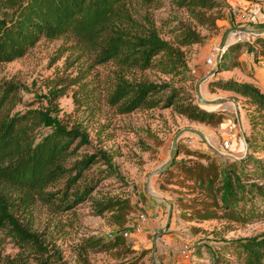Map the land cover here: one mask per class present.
<instances>
[{"label":"trees","instance_id":"1","mask_svg":"<svg viewBox=\"0 0 264 264\" xmlns=\"http://www.w3.org/2000/svg\"><path fill=\"white\" fill-rule=\"evenodd\" d=\"M131 1L0 0V63L23 56L43 37H74L94 48L95 62L115 64L107 100L118 112L172 106L191 120L219 125L224 112L204 107L184 89L129 76L131 69L159 67L174 71L185 66L182 46L202 43L206 36L181 23L174 43L164 38L152 21L134 19ZM175 1L178 6L191 8L197 23L211 30L217 28L216 20L224 14L220 9L222 0ZM254 40L264 54V34L255 35ZM241 45L239 41L229 43L222 57L237 55ZM229 60L237 63V57ZM223 61L219 60V68H223ZM210 83L241 94L254 106L248 113L249 150L241 160L222 164L208 151L179 144L178 153L184 156L176 155L159 174V187L178 193L173 203L177 217L186 222L225 220L249 224L264 220V92L251 83L233 79H214ZM19 88L16 80H0V233L20 249L33 253L34 260L4 257L0 236V264H61L59 248L52 246L49 250L41 235L20 219L29 206L28 198L62 212L90 200L94 213H109L110 221L119 229L126 225L133 206L127 197H92L100 179L115 173L112 155L103 147L91 146L86 127L58 120L51 106L11 112L20 101ZM42 127L49 129L44 131ZM96 165L103 167L92 171ZM16 199L21 200L23 208ZM89 250L111 253L117 259L113 264H147L145 256L150 252V248L139 250L127 244L120 232L108 239L95 235L82 238L76 252L79 264H96L91 262ZM205 250L209 263L193 264H264V235L233 239L214 251ZM193 253L201 258L202 248H195Z\"/></svg>","mask_w":264,"mask_h":264},{"label":"rangeland","instance_id":"2","mask_svg":"<svg viewBox=\"0 0 264 264\" xmlns=\"http://www.w3.org/2000/svg\"><path fill=\"white\" fill-rule=\"evenodd\" d=\"M222 1L220 9L224 13L223 17L216 20L217 28L211 30L197 23L191 8L178 6L175 0H154L151 3L132 0L129 3L132 17L143 23L152 21L159 33L174 43L181 23L192 26L206 36L202 43L182 46L185 66L174 71H164L159 67L131 69L128 74L130 77L168 82L194 95L197 102L196 84L203 76L210 74L199 84L201 92L208 98L235 95L247 139L248 113L254 106L241 94L213 86L210 81L233 79L248 82L264 92V54L259 52L255 35L230 33L225 46L231 42H241L237 55L224 59L218 54L220 38L228 28L238 25L261 27L264 24V0ZM243 14L246 16L242 17ZM94 54L92 46H86L77 38L43 37L23 56L0 63V80L13 79L20 83V101L11 112L29 107L51 106L55 108L53 115L61 122L86 127L91 146L107 149L112 155L115 168L114 175L103 177L95 185L92 197L95 200L127 197L132 202L133 211L129 214L126 225L119 229L110 221L109 213L96 215L90 200L62 212L55 211L52 206L37 199L28 198L29 206L26 212L21 213L20 219L32 231L41 235L49 250L52 246L59 248L62 254L61 264H79L77 248L82 238L91 235L108 239L117 232L124 234L127 244L139 250L143 247L150 248L145 256L147 264L209 263V254L205 248L214 251L218 245L233 239L258 238L264 235V220L249 224L225 220H182L177 217V207L173 203L178 193L160 189L159 175L151 177L148 190L164 197L170 204L153 198L146 190L149 174L167 162L174 135L182 127L192 126L203 130L212 146L190 131L179 135L178 145L199 147L216 155L222 164L227 160L233 161L232 156H241L246 144L233 103L199 102L206 108L224 112V119L217 126L191 120L172 106L140 107L120 113L107 100L116 66L112 61L95 62ZM230 57H237V63L229 60ZM219 60H224L223 68L218 67ZM214 68L216 72L213 73ZM47 129L49 128H41L44 131ZM225 140L229 141L228 145L224 144ZM145 146H150L151 149ZM214 148L221 153H217ZM183 156V153H177V157ZM102 167L96 165L92 171H98ZM59 186L60 183L56 187ZM16 204H21L19 207H22L21 200L16 199ZM140 213L146 215V221L137 228ZM0 236L4 257L33 262V253L20 249L4 233H0ZM179 243L185 246L184 250L179 248ZM197 247L202 248L201 258L193 253ZM89 257L96 264L117 262L109 252L94 253L89 250Z\"/></svg>","mask_w":264,"mask_h":264},{"label":"water","instance_id":"3","mask_svg":"<svg viewBox=\"0 0 264 264\" xmlns=\"http://www.w3.org/2000/svg\"><path fill=\"white\" fill-rule=\"evenodd\" d=\"M230 31H236L238 34L261 35V34H264V24L261 27H251V26H247V25H238V26L230 27L227 30H225L224 33L222 34V36L220 38V41H219V44H218V54H219V57H222V53H223L224 49L229 44L228 43L225 46V43H226V40H227V36H228V33ZM216 68L213 69V71H212L213 73L216 72ZM209 75L210 74H207V75L203 76L197 82V84H196V98H197V100L199 102L206 103V104H222V103L227 104L228 102L233 103V106L235 108L236 118H237V121H238V125H239L240 130H241V133H242V135L244 137L246 146H245V151H244V153L241 156H232V157H233L234 160H241L242 157H244L247 154L248 150H249V143H248V141L246 139V134H245V132L243 130L238 101H237L235 95H232V94L222 95V96H215V97H211V98L205 97L203 95V93L201 92L200 88H199V84L202 81H204ZM185 131H190V132H193V133L197 134L198 136L201 137V139L203 141H205L208 145H211L212 146V143L210 142L208 135L203 130H201L199 128L192 127V126H187V127L180 128L176 132V134L174 135V138H173L172 147L170 148V151H169V153H170L169 154V159L162 166H160L159 168H157L154 171H152L149 174V176L147 178V182H146V190H147V193L150 196H152L153 198L160 199V200L164 201L167 204H170L168 200H166L164 197H162L160 195H157L155 193H151L148 190V186H149L151 177L153 175H159V174H161L163 171H165L170 166L172 160L174 159V157L178 153V137H179V135L181 133H183ZM214 149H215V151L217 153H221V151H219L218 149H216V148H214ZM153 253H154V249H153Z\"/></svg>","mask_w":264,"mask_h":264},{"label":"built area","instance_id":"4","mask_svg":"<svg viewBox=\"0 0 264 264\" xmlns=\"http://www.w3.org/2000/svg\"><path fill=\"white\" fill-rule=\"evenodd\" d=\"M246 15L245 14H243L242 15V17H245ZM231 130H232V128H231ZM228 143H229V141L228 140H225L224 141V144L225 145H228ZM146 221V215L144 214V213H140L139 215H138V218H137V228H139V226L142 224V223H144ZM124 235V234H123ZM179 248L181 249V250H184L185 249V246L183 245V244H181V243H179Z\"/></svg>","mask_w":264,"mask_h":264},{"label":"bare ground","instance_id":"5","mask_svg":"<svg viewBox=\"0 0 264 264\" xmlns=\"http://www.w3.org/2000/svg\"><path fill=\"white\" fill-rule=\"evenodd\" d=\"M232 32H236V31H230V32L228 33L227 39H228L230 33H232ZM226 41H227V40H226ZM225 44H226V43H225Z\"/></svg>","mask_w":264,"mask_h":264}]
</instances>
